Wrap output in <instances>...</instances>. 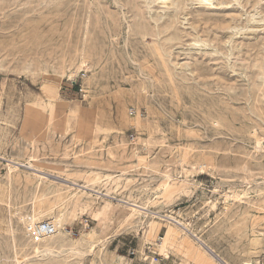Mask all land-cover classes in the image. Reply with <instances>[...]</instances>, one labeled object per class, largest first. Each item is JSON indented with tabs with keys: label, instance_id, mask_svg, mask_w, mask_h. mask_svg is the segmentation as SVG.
<instances>
[{
	"label": "rangeland",
	"instance_id": "rangeland-1",
	"mask_svg": "<svg viewBox=\"0 0 264 264\" xmlns=\"http://www.w3.org/2000/svg\"><path fill=\"white\" fill-rule=\"evenodd\" d=\"M119 199L264 254V0H0V264H192Z\"/></svg>",
	"mask_w": 264,
	"mask_h": 264
},
{
	"label": "bare ground",
	"instance_id": "bare-ground-1",
	"mask_svg": "<svg viewBox=\"0 0 264 264\" xmlns=\"http://www.w3.org/2000/svg\"><path fill=\"white\" fill-rule=\"evenodd\" d=\"M9 162H12V161L9 160ZM12 163H15V162H12ZM7 165L9 169L15 168L14 165H11V164H7ZM21 165H24V164H21ZM25 166L35 171L33 174L39 176L40 178L46 179V177H48V176L43 175L45 174L43 171L32 167V164H26ZM106 177L111 178L110 175H106ZM71 183L73 185L78 186V187H72L76 191H83L84 188L88 189L87 185L85 184L78 185L75 182H71ZM68 187L70 188L71 186H68ZM74 194H76V192ZM232 198L233 200H240L238 195H232ZM119 201H121L123 204H126V205L121 204L122 206L126 207L128 210L127 215H125L126 218L132 219L133 216L135 215H141V216L150 215L153 218L147 225L148 227H150V229L153 223L156 222L154 221V218H158L161 221H166L168 225H167V230H166L164 239H166V241L170 238L177 240L176 242L177 248L182 251L183 256H185V258L188 259L190 263L192 262V264H229L228 261L224 257L220 256L213 247H211L205 240L198 237L193 232V230L189 228V223L176 219L172 215L161 214V212L159 211H152L148 208V206L137 203L136 201L123 200V199H119ZM228 207L229 206L225 205L224 207L225 211L228 210ZM41 215L42 214L39 213L30 218L33 225L42 221ZM48 220H50L54 224V226L57 227L59 220H56V217L51 216L48 218ZM176 236L179 237V239H177ZM193 245L194 246L196 245L195 246L196 250L193 249L192 247ZM91 249H93V247H91ZM166 256H168L167 253H166Z\"/></svg>",
	"mask_w": 264,
	"mask_h": 264
},
{
	"label": "built area",
	"instance_id": "built-area-1",
	"mask_svg": "<svg viewBox=\"0 0 264 264\" xmlns=\"http://www.w3.org/2000/svg\"><path fill=\"white\" fill-rule=\"evenodd\" d=\"M129 114H135V110L131 109L129 110ZM29 232L31 233V235L33 237H44V236H48L51 235L55 232V226L54 224L49 221V220H44L41 221L39 223H36L34 225H32L29 229ZM162 241L158 240L159 245H161ZM132 253V252H131ZM153 256L150 258V262H152L153 264H160L161 260L163 259V257L161 256V254L159 253H153ZM166 258H168V256L165 255ZM244 264H264V254L261 257H258L255 260L249 261L247 263Z\"/></svg>",
	"mask_w": 264,
	"mask_h": 264
}]
</instances>
